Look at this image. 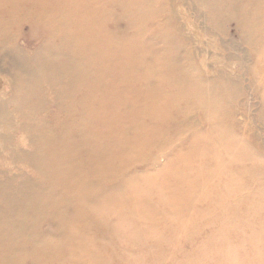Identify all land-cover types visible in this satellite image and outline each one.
<instances>
[{"label": "bare ground", "instance_id": "obj_1", "mask_svg": "<svg viewBox=\"0 0 264 264\" xmlns=\"http://www.w3.org/2000/svg\"><path fill=\"white\" fill-rule=\"evenodd\" d=\"M109 1L0 0V143L9 154L3 161L30 169L0 170V264H61L79 252L92 259L87 249L97 245L96 227L107 229L111 204L133 191L118 194L128 158L136 147L161 148L158 117L178 113L172 103L180 101L203 115L217 111L196 77L182 81L172 71V47L156 46L142 29L116 46L100 13ZM258 2L250 4L256 25L249 33L264 29V0ZM24 25L41 40L31 54L29 40L19 46ZM43 223L51 225L54 245L45 241Z\"/></svg>", "mask_w": 264, "mask_h": 264}, {"label": "rangeland", "instance_id": "obj_2", "mask_svg": "<svg viewBox=\"0 0 264 264\" xmlns=\"http://www.w3.org/2000/svg\"><path fill=\"white\" fill-rule=\"evenodd\" d=\"M132 1L140 12L121 0L107 3L104 33L119 48L141 29L156 46L172 47V71L182 81L196 77L217 111L172 103L179 112L158 117L161 148L136 147L128 158L130 167L143 164L124 173L118 194L133 191L111 204L107 229L96 227L97 245L87 249L94 257L66 254L61 264H264V29L248 31L258 0ZM34 32L28 25L18 31L19 46L32 43L29 54L41 42ZM5 148L0 143V170L20 166L30 175L3 161ZM41 233L56 243L48 223Z\"/></svg>", "mask_w": 264, "mask_h": 264}]
</instances>
